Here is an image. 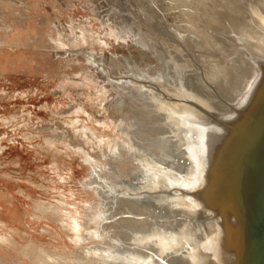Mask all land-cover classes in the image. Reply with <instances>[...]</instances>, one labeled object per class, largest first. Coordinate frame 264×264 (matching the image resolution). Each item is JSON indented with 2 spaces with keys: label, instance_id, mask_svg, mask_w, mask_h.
I'll use <instances>...</instances> for the list:
<instances>
[{
  "label": "rangeland",
  "instance_id": "1",
  "mask_svg": "<svg viewBox=\"0 0 264 264\" xmlns=\"http://www.w3.org/2000/svg\"><path fill=\"white\" fill-rule=\"evenodd\" d=\"M92 1L0 3V264H86L94 260L89 247L111 239L104 228L102 240L88 232L105 203L91 185L94 174L107 178L113 166L125 173L132 168L129 157L122 160L133 142L112 108V93L120 88L113 76L135 77L134 69L144 76L139 80L153 83L160 73L192 96L194 83H209L200 96L213 97L214 109L198 103L218 114L233 102L230 86L245 81L243 67L233 69L231 58L249 71L257 67L244 35L213 28L211 14L193 0ZM211 61L216 73H209ZM104 63L110 77L101 71ZM122 109L119 117L127 119ZM153 133L151 141L162 135Z\"/></svg>",
  "mask_w": 264,
  "mask_h": 264
},
{
  "label": "bare ground",
  "instance_id": "2",
  "mask_svg": "<svg viewBox=\"0 0 264 264\" xmlns=\"http://www.w3.org/2000/svg\"><path fill=\"white\" fill-rule=\"evenodd\" d=\"M2 1L22 6L25 5L23 2L29 0H0V3ZM58 1L65 6L70 5L67 0ZM203 1L193 0V5L197 2V7L201 11L210 13L211 21L216 22L213 28H217L223 34L226 35L231 28H234L237 33L244 35V40L242 39L244 45L248 41L247 45L255 51L252 60L257 67L255 69L251 67L252 70L249 71L243 66L244 62L231 58L235 63L233 69L243 67L240 74H245V81L230 86L233 102L232 104L226 102L229 106L228 110L223 104L217 103L219 107L225 109V112L223 110L218 114L215 112L216 109L209 110L213 108L210 105H214V98L207 96L206 100L200 96V93L207 90L208 82L207 87L197 86V83H194L192 96L187 87L179 90L169 81L170 78H160L159 72L158 76L157 72L154 73L156 76L152 78L153 83L144 81L146 79L139 80L144 76H139L141 74L138 75L139 70L134 71V69H131V73L135 74V77L113 76L116 79L113 83L120 88L112 93L111 101L116 99L112 108L117 113L118 120L126 123L133 142L132 148L124 153L122 160L129 157L127 167L129 165L132 168L128 167L125 173L119 171L122 165L113 166L108 172L109 182L100 172L95 173L92 178L91 185L100 191L99 197L105 203L100 207L97 215L93 216L94 227L91 226L88 234L95 240H102L106 234L100 228H104L111 235V239L103 242L101 246L89 247L94 260L86 264L104 262L106 264H225L228 254L222 240L223 228L220 217H216L213 211L204 205L199 194L200 188L205 184L204 173L209 142L206 136L209 130L220 125L218 118L234 117L245 105L260 75L259 65L264 61V0ZM97 10L99 11V8ZM127 32L125 35L130 33ZM135 38H138L137 35ZM139 39L141 40L140 37ZM106 57L103 58L106 60ZM193 62L200 63L194 55ZM212 62L208 66V70H211L209 73L215 72L213 70L216 67L211 64ZM106 63L100 64L101 71L110 77L108 73L110 68ZM154 69L159 70V67ZM223 72H219L220 78ZM227 76L232 77L230 74ZM231 80L230 78L229 81ZM179 84L181 86V83ZM153 86L158 92L161 91L164 97L158 95ZM126 88H133L136 92L123 93ZM209 88L214 89L212 84ZM172 95L177 98L171 97ZM150 96H153L155 102ZM189 97H193V101L188 100ZM198 102L201 104L203 102L209 109H205ZM121 108L130 113L127 119L119 117ZM151 110L154 111L151 113ZM157 131L163 136L160 135L156 141H151L148 132ZM158 133L155 135L158 136ZM96 160L99 161L98 158ZM122 186L124 188H121ZM117 187H120L119 190ZM46 255L49 258L53 257ZM52 259L55 260L54 257Z\"/></svg>",
  "mask_w": 264,
  "mask_h": 264
},
{
  "label": "water",
  "instance_id": "3",
  "mask_svg": "<svg viewBox=\"0 0 264 264\" xmlns=\"http://www.w3.org/2000/svg\"><path fill=\"white\" fill-rule=\"evenodd\" d=\"M245 105L207 134L204 205L220 217L225 264H264V61Z\"/></svg>",
  "mask_w": 264,
  "mask_h": 264
}]
</instances>
